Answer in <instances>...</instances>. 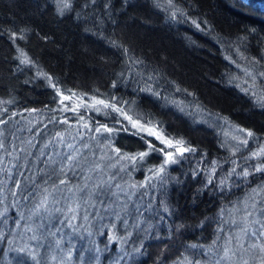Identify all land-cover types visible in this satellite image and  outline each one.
Masks as SVG:
<instances>
[{"label": "trees", "instance_id": "obj_1", "mask_svg": "<svg viewBox=\"0 0 264 264\" xmlns=\"http://www.w3.org/2000/svg\"><path fill=\"white\" fill-rule=\"evenodd\" d=\"M71 4L60 15L55 0H0V264H33L31 257L34 264H49L51 241L70 234L72 249V236L80 232L91 238L87 245L100 244L91 264H182L185 258L215 264L230 222L223 232L218 226L264 183L261 173L247 180L229 176L245 168V155L264 140V0ZM148 86L159 95L142 90ZM62 96L71 98L62 104ZM95 99L116 103L141 122H159L165 136L182 138L195 151L176 154L159 174L149 170L163 164L161 152L142 161L121 159L114 148L133 156L147 150L145 141L165 146L111 108L88 107ZM192 112L245 130L248 144L230 153L223 129L196 122ZM100 124L113 132L96 133ZM67 144L80 149L78 167L65 166L64 156L74 151ZM99 145L105 156L92 162ZM97 163L101 168L92 170ZM222 180L228 184L223 190ZM45 195L46 209L33 215ZM70 201L76 211L67 213ZM115 207L123 208L117 219ZM63 212L67 218L60 221ZM21 230L27 239L38 237L25 240L28 250L16 247ZM83 254L73 261L80 263Z\"/></svg>", "mask_w": 264, "mask_h": 264}, {"label": "snow or ice", "instance_id": "obj_2", "mask_svg": "<svg viewBox=\"0 0 264 264\" xmlns=\"http://www.w3.org/2000/svg\"><path fill=\"white\" fill-rule=\"evenodd\" d=\"M55 2L57 4L58 14L64 15L66 10H71V7H72L71 0H55ZM92 2L95 3V0H92ZM168 2H169V5H171V0H168ZM84 6L87 7L88 5L85 4ZM113 43L115 45V42H113ZM127 51L128 50L125 49V52H127ZM22 55H23V53H22ZM21 62L27 63L28 62L27 57H25V59L22 60ZM136 62L142 63V61H136ZM261 75L264 76V73H261ZM148 79L151 80L152 77L149 76ZM53 86L55 87V85H53ZM115 86L116 85L114 83L113 87H115ZM142 90L147 91V92H151L152 95H155V96L159 95L158 92H154L152 90L151 86H148ZM59 91L60 90L57 89L58 93H59ZM72 95L74 96L75 93H73ZM70 98H71L70 96H62L61 103L63 104V102L65 100H69ZM97 105H102L103 108H111L113 111L120 113L129 121L132 128L137 129L138 132H147L148 135L154 136L156 140H159L161 142V144H163L165 146L164 148H156L152 141H145L147 143V150L139 152L133 156H129L127 154H121L120 149L114 148L113 150L117 153V155L120 156L121 159L130 160V161H137V160L142 161L151 152H154V151L161 152L165 156V160H164L163 164H161L158 169H150L149 170V171L155 172L156 174H159V173L164 171L165 166L167 164L176 162V159H175L176 154L183 155L185 152H194L195 151L194 148H192L190 146H186V142L182 138L181 139H172V138H168L167 136H165L159 127V122H157L156 124H153L150 119H145V120H143V122H141L142 118L140 116H137L136 119H133L132 116L128 115V113L122 107L117 106L116 103L106 102L104 100L95 99L94 103L92 105H88V107L93 108L96 112H100L101 108L97 107ZM262 106H264V104H262ZM79 107H81V105L77 104L75 107H71V110L73 112H75ZM68 109H69V106L65 105V108L62 110H68ZM33 111H35V110H33ZM79 120L83 121L84 117L80 116ZM0 123H4V121H0ZM61 123H68V121L65 119V120L61 121ZM83 127L87 129V128H89V125L87 123H83ZM123 130L128 131L127 128H125ZM94 131L96 133H102V132L112 133L113 129L109 128L105 124H100L99 126H97L94 129ZM239 131L244 132L245 130L240 129ZM2 135L3 134L0 133V136H2ZM253 136H254V133L252 131H247V137H253ZM57 137L61 143L64 142L62 133H57ZM141 139H144V137H141ZM234 139H238V138L234 137ZM29 143H31V142H29ZM239 143L243 144V145H247L248 140L242 139V140H239ZM45 147H47V145H45ZM67 147L69 149H74V151L72 153L66 154L64 156L65 166L69 169H71L73 167H78L79 166L78 157L81 155L80 149L75 148V146L73 144H67ZM83 147L87 148L88 145L84 144ZM4 148H5L4 141H3V139H0V149H4ZM167 149H173L174 151H168ZM5 151H7V150L5 149ZM21 151H23V149H21ZM7 154L12 155L11 152H9ZM233 154H235V153H233ZM57 155H59V154H57ZM101 159H103V157H101ZM249 159H255L258 161V163L251 166V171L246 167V168H243L241 172L237 173L236 168H233L231 170V172L229 173V176L235 174V175L243 177L245 180H247V178L249 176H252L255 173L264 174V147H261L258 151L252 152ZM49 161L54 163L51 156L49 157ZM100 168H101V165L99 163H97V164H95V166L92 170H97ZM60 172L64 173L66 175L65 167H61ZM59 183L61 185H64L67 183V181L65 179H61L59 181ZM209 183H211V179L209 180ZM226 186H228L227 180H222L220 182L221 189L223 190ZM19 187H20V185H19V183H17L16 188L19 189ZM85 187H87V185H85ZM96 187H103V182H101V184L97 185ZM117 187H119V185H117ZM133 187H135V185ZM69 191H71V189H69ZM45 192H47V189H45ZM252 192L254 194V196L251 198V199H253V203L249 206L247 202H244V215L241 217L240 221H237L234 217L230 221H222L221 224L218 226V231L223 232V230H224L223 226H222L223 223H229L230 222L233 225L240 223L243 225V227L240 228V233L243 236H248L249 235V227L253 224H258V225H260L261 230H259V231L253 230L251 232V236L256 237L258 240L260 238L264 237V221H262L260 219H249L250 217H253L254 211L257 210V206L260 203L259 201H256L254 197L259 196L261 194H264V186H257V188H253ZM12 195L15 196L16 193L13 192ZM27 198H28V196H24V199H27ZM47 199H48L47 195H45L44 198L41 199V201L35 206L37 211L32 213L33 215L38 214V210L41 208L46 209ZM78 207H79V205H77V208ZM249 208H251V210H249ZM233 210L237 211V212L240 211V209L236 206H233ZM58 211H59V209H58ZM75 211H76L75 208H69V212H75ZM165 211H167V209H165ZM224 211H225L224 209H221V215H223ZM259 212L264 214V207H260ZM3 215H4V213H0V217H2ZM21 218L23 219V217H21ZM72 219H75V216H73ZM17 226H19V225H17ZM29 230L31 231V229H29ZM2 237H3V234L0 233V238H2ZM37 238L38 237L36 235L32 236V239H37ZM240 238H241L240 236L234 237L230 234L229 237L227 238L226 244H230L232 239L239 240ZM213 243H215V241ZM241 246H243V245H241ZM191 247L197 248V247H203V246L202 245H192ZM251 247L259 248L261 252H264V242L253 243L251 245ZM231 252H232L231 248L228 246H225L222 259L230 260L231 259V255H230ZM53 259H55V258L53 257ZM182 264H200V261H198V260L197 261H190V260H187V258H185V261L182 262ZM216 264H219V261H217ZM244 264H248V262L244 261ZM261 264H264V258L261 259Z\"/></svg>", "mask_w": 264, "mask_h": 264}, {"label": "rangeland", "instance_id": "obj_3", "mask_svg": "<svg viewBox=\"0 0 264 264\" xmlns=\"http://www.w3.org/2000/svg\"><path fill=\"white\" fill-rule=\"evenodd\" d=\"M249 78L251 81L255 82V84H256V81H257L256 78H254L253 76L252 77L249 76ZM259 81L264 84V81L262 79ZM252 84H253L252 86L255 85L254 83H252ZM258 94L261 95V93H259V92H258ZM261 98L264 100V96H260V99ZM177 108H179V107H177ZM179 109H182L181 111L184 110L183 107H181ZM192 113H194L193 116H194V118H195L194 120L196 122L204 124L206 126H208V125L212 126L213 125V126H216L217 128L223 129L222 142H223V145L225 146V148L230 153H233L236 149L245 146V145L239 143V140L247 139L245 134L243 132L239 131L240 129H237L236 127H233V126H226L224 128L221 123H218L216 120L215 121L212 120V118H208V117L203 116V115L196 113V112H192ZM234 137H236L238 139H234ZM261 147H264V140L262 141V143L260 145L253 148L252 151H250L248 154H246L245 157L243 156L245 168L247 167L249 169L250 165L251 166L254 165L255 159H249V157L251 156L252 152L258 151ZM104 156H105V152H104L103 146L99 145L97 154L92 157L91 161L97 162V160L101 159V157H104ZM78 161H79V157H78ZM252 161H253V163H252ZM92 165L93 164H90V166H92ZM97 178H98V176H96V179ZM260 186H264V183H262ZM123 194L124 193H122V195ZM253 196H254V194L250 197V199L247 198V200L242 201L241 205L239 206L240 211L237 212V211L231 210V209H233V207H232L230 209L231 210L230 213L233 214V216L230 214V217H232V218L234 217L237 221H240L241 217L244 215V202H247L248 205L250 206L253 203V199H251ZM129 198L130 197L128 196L126 200L124 199L125 201L121 200V202L125 205V207L128 204ZM254 198L256 201L260 202L258 204L257 208L264 207V205L263 206L261 205V202H263V204H264V194H261L259 196H255ZM69 208H73L72 201H70L68 203L67 208H64V210L67 211V213H68ZM117 208L118 207H115V209H114V212L116 214L114 216L115 219L120 218V214L123 211V208L121 210H119V209L117 210ZM249 210H251V208H249ZM117 215H119V216H117ZM66 218H67V214L63 212L61 214L60 221H62L63 219L65 220ZM249 219H260V220L264 221V214L260 213L257 209L256 211H254L253 217H250ZM27 220H28V218H27ZM113 223H114V221H111L112 225H113ZM106 224L107 223H104L103 227L97 226V228L100 231H102V230H104V227L107 226ZM67 226H70V227L72 226L71 220L68 221ZM241 227H243V225L240 223H237L236 225L229 223V225L227 227V232H226V240H225L224 246L222 247V249H221L222 251L220 252V255L218 258L219 264H244V261H247L248 264H261V259L264 258V252H261L259 248L251 247V245L253 243L264 242V237H262L258 240L256 237L251 236V232L253 230H257V231L261 230L260 225H258V224L251 225L249 227V235L248 236H243L240 233ZM24 231L27 232L26 230H21L18 233V235L16 236V239H15V244H16V247L19 249L25 248V250H28V248H32V246L26 245L25 240L28 238V236L25 234ZM230 234L234 237L240 236L241 238L239 240L232 239L230 244H226L227 238L229 237ZM86 235L87 234L84 232L74 234L72 236V241H73V243H75V247L72 249H71V243L72 242H71V238H70L71 235L70 234H67L63 238H60V240L59 239H53L51 241V245L53 246L52 251H50V256L47 257V262L49 264H91V260H93V258L98 254L97 245H100V244L97 241H92L90 245H87V243H84V241L87 240L89 242L91 238H89ZM27 240L31 241L32 239L31 240L27 239ZM78 245L80 247H78ZM241 245H243V246H241ZM94 246H95V248H94ZM225 246L230 247L232 250V252L230 253V255H231L230 260L222 259ZM59 249H62L63 251H60ZM93 249H95V250H93ZM80 252H83L85 255L84 254L82 255V259H80V263H78V262L75 263L73 261L72 257L74 256L75 253L78 254ZM24 254L28 255L27 252H25ZM28 256H30V255H28ZM53 257L55 259H53ZM10 262H9V260H7V264H9ZM13 262L15 264V261H13ZM181 262H184V261H181ZM31 263L34 264L32 257H31Z\"/></svg>", "mask_w": 264, "mask_h": 264}]
</instances>
